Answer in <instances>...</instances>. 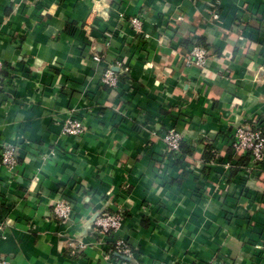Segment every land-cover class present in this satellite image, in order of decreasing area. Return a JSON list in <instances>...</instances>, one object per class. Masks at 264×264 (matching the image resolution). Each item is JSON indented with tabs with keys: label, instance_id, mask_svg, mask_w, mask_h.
<instances>
[{
	"label": "crops",
	"instance_id": "0c3cea01",
	"mask_svg": "<svg viewBox=\"0 0 264 264\" xmlns=\"http://www.w3.org/2000/svg\"><path fill=\"white\" fill-rule=\"evenodd\" d=\"M194 42L205 69L185 66ZM0 61V261L111 264L125 239L129 264H264V165L240 181L230 147L237 127L264 125V0H0ZM71 114L83 135L63 134ZM119 207L115 235L98 218L85 229Z\"/></svg>",
	"mask_w": 264,
	"mask_h": 264
},
{
	"label": "built area",
	"instance_id": "2783aa9c",
	"mask_svg": "<svg viewBox=\"0 0 264 264\" xmlns=\"http://www.w3.org/2000/svg\"><path fill=\"white\" fill-rule=\"evenodd\" d=\"M213 14L214 18L218 19L219 16L215 10ZM138 22V19L132 20V23L136 26H139ZM208 57L207 49L194 42L190 52L185 56V66L187 68L205 69ZM94 60L100 62L101 59L95 56ZM5 70L4 64L0 61V87L4 84L2 75ZM101 81L110 88L119 84L118 76L111 67L106 69ZM62 124L64 135L81 136L85 133L82 120L73 114ZM162 140L169 155H178L180 153L184 138L176 129L167 130ZM230 147L235 158H249L248 165L241 167L239 171L240 175L237 178L240 181H248L261 176L264 165V125L258 119L237 127L232 135ZM1 163L9 169L14 168L18 163L17 150L14 147L4 149L1 154ZM241 190H243L242 187L238 188L237 192L241 193ZM53 211L59 220L66 222L71 219L74 213V204L68 198H63L55 204ZM125 214L126 210L123 207H119L115 211L109 209L103 212L96 220V233L98 235H115L122 226ZM2 223V220H0V226ZM114 255L119 258L114 257ZM133 256L134 250L131 244L125 239H117L111 247H108L106 259L111 260V264H129L124 257L132 258ZM0 264L12 263L9 260H2Z\"/></svg>",
	"mask_w": 264,
	"mask_h": 264
},
{
	"label": "trees",
	"instance_id": "16d2710c",
	"mask_svg": "<svg viewBox=\"0 0 264 264\" xmlns=\"http://www.w3.org/2000/svg\"><path fill=\"white\" fill-rule=\"evenodd\" d=\"M185 146H186V143H185V141H183V143L181 145V151L185 148ZM213 156H215L214 149L209 146L207 148V153L205 154V160L209 161ZM248 161H249L248 157L242 158V159H238V166H237L238 167V172L240 171L241 167H246L248 165ZM114 257L119 258L117 255H114Z\"/></svg>",
	"mask_w": 264,
	"mask_h": 264
},
{
	"label": "water",
	"instance_id": "95a60500",
	"mask_svg": "<svg viewBox=\"0 0 264 264\" xmlns=\"http://www.w3.org/2000/svg\"><path fill=\"white\" fill-rule=\"evenodd\" d=\"M102 213H103V212H99V213H97L96 215H94L93 220H92L91 222H88V223H87L85 229H91V228L93 227V222H94L97 218H99L100 215H101ZM124 259L127 260V261H130V260H131V258H127V257H124Z\"/></svg>",
	"mask_w": 264,
	"mask_h": 264
}]
</instances>
